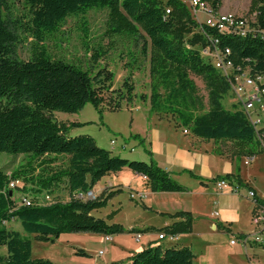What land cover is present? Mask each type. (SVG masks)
<instances>
[{"label":"trees","instance_id":"1","mask_svg":"<svg viewBox=\"0 0 264 264\" xmlns=\"http://www.w3.org/2000/svg\"><path fill=\"white\" fill-rule=\"evenodd\" d=\"M200 1L209 3L215 10L222 5L220 0ZM24 3L29 9L26 24L11 16L8 0H0V152L30 154L33 160L42 159L39 167L43 168L40 170L35 163L26 162L11 173L0 170V247L6 248V255L0 254V264H58L45 258H33L32 240L7 228L6 223L13 220L19 221L26 233L49 242L65 233L94 232L112 236L125 232L122 224L109 222L117 210L105 218L93 214L106 207L121 188L106 189L94 199L78 197L79 193L93 191L111 172L129 169L145 177V186L152 192L189 191L154 160L146 145L144 151L149 161L130 160L98 146L91 135L71 136L72 130L83 123L54 117L56 111L77 113L87 103L100 114L105 110L118 111L124 101L131 103L136 96L130 76L125 77L121 88L115 89V73L107 67L92 75L79 65L49 53L43 44L46 36L58 32L69 16L84 15L91 9H106L110 37L125 35L136 39L142 32L146 34L150 50L145 45L143 52L149 56L151 113L171 114L185 129L205 140L232 142V155L237 162L263 152L245 112L239 105H234L233 109L224 106L229 84L195 47L206 45L207 41L197 31L199 24L184 0H24ZM254 11L258 13L259 23L264 25V0H251L249 12ZM25 27L35 38L33 56L28 60L17 55L19 30ZM188 34L191 36L187 37ZM217 36L222 47L231 49L230 58L236 67L245 66L246 60H251L249 64L254 71L264 70L263 39ZM106 53L100 45L93 49L92 59L97 62ZM134 61L135 58L130 64ZM191 73L207 83L210 105L207 112L199 114L197 111V86L190 78ZM140 97L147 99L145 95ZM260 133H264V126ZM59 155L69 156L65 168L44 167ZM185 172L194 179L204 180L190 170ZM219 180L247 186L241 179L238 164L234 173L218 175L210 181ZM17 181L23 182L24 187L29 186L26 190L32 195L28 197L31 204L23 203L22 197L15 198L18 186L10 184ZM62 185L70 193L69 200L53 196ZM42 195H51V201L40 202ZM168 216L180 220L161 229L166 236L192 232L194 218L190 212L179 211ZM150 230L131 229L130 232L143 234ZM78 253L87 255L82 249ZM195 257L190 246L176 248L151 243L128 259L129 264H194Z\"/></svg>","mask_w":264,"mask_h":264},{"label":"rangeland","instance_id":"2","mask_svg":"<svg viewBox=\"0 0 264 264\" xmlns=\"http://www.w3.org/2000/svg\"><path fill=\"white\" fill-rule=\"evenodd\" d=\"M11 16L14 19L28 20L29 9L24 0H8ZM187 4L191 16L199 23L206 20V15L198 13L195 15L189 0H184ZM222 13H233L240 16H246L249 12L251 0H220ZM108 31V10L91 9L84 15L69 16L63 23L60 30L54 34L47 35L44 45L49 53L55 58H62L66 61L75 63L92 75L102 67H107L115 73L113 88H121L125 77L130 76V83L134 85L136 96L131 103L124 101L122 109L118 111L105 110L102 114L91 104L87 103L83 109L77 113H65L56 111L54 117L61 121H76L83 125L77 127L71 132V136L88 134L95 138L97 145L110 150L114 155H118L130 160L147 161L149 155L144 151V145L148 146L150 141L158 144L169 145H233L232 142H212L195 136L188 129H185L176 118L171 114L151 113L149 97L151 94L149 56L144 51L147 45L150 50V41L145 33L142 36L131 38L125 35L110 37ZM188 34L187 37H190ZM35 38L32 37L26 27L19 30V42L17 43V55L20 59L28 60L33 56ZM102 45L107 53L99 60L92 59L93 49ZM202 49L201 44L195 46ZM135 58V61L132 60ZM126 67H128L126 69ZM190 78L197 86L199 104L198 113L207 112L210 109L208 103L209 89L206 81L193 73ZM145 95L144 101L140 96ZM223 104L227 109H233L238 106L237 98L229 91L226 93ZM256 106L259 103L256 102ZM144 139V142H141ZM114 141V143H112ZM193 142V143H192ZM141 154H144L142 157ZM54 157V156H51ZM69 156H56L55 161L46 169L58 170L65 168L68 164ZM41 160H33L30 154H11L0 152V170L11 173L21 164L33 162L39 167ZM36 161V162H35ZM242 174L252 180H256L257 187L261 193L264 192V152L257 154L249 165L245 164L244 159ZM123 171V170H122ZM111 172L105 175L96 185V191L93 192L100 196L107 189L108 191L121 188V191L115 193L109 200L108 205L102 209L95 210L94 215L106 217L113 211H118L111 219L110 223L122 224L125 232L110 236L94 232H77L62 234L54 242L40 241L34 234H28L24 231L21 223L17 220L6 223L8 229L17 230L24 237L32 240L33 258H45L58 264H129V255L137 248L140 242L136 241L134 233H131V227L136 230H145L151 227L144 225L163 224L164 215L157 214L144 207V203L131 197V192H136V188L130 191L119 182L131 181V176L124 172ZM132 172V171H131ZM241 172V170H240ZM118 173H120L118 175ZM133 173V172H132ZM122 175V176H121ZM124 175V176H123ZM212 180V179H211ZM138 185V183H134ZM114 185L115 187H112ZM15 189V198L32 197L26 189L23 182L17 184ZM140 186V185H139ZM239 194V193H238ZM42 195L40 202L48 203L51 200ZM51 196V195H50ZM61 200L71 198L66 186L62 185L59 190L53 194ZM214 197L210 194H203L194 197L193 213L195 214V228L189 234L190 237L183 238L180 241L171 243L167 239L157 240L162 246L182 247L190 246L196 254L194 264H264V243L251 240L246 245L239 241L240 237L228 232H222L217 229H210L209 223L205 222V216L214 209ZM192 201V200H191ZM159 203H165L164 200H158ZM241 208V221L237 227L241 230H250L248 214V201L240 196L237 199ZM250 204V203H249ZM194 218V217H193ZM158 228V227H157ZM154 228L146 233V237L140 241H146L155 237L159 230ZM232 239H237V244L230 243ZM256 248L261 257L255 260L253 255L247 259L246 247ZM84 250L87 255H80L79 250ZM103 251V254H99ZM264 251V250H263ZM251 252V251H250ZM252 253V252H251ZM0 254L6 255V248L0 247ZM257 256V255H256Z\"/></svg>","mask_w":264,"mask_h":264},{"label":"crops","instance_id":"3","mask_svg":"<svg viewBox=\"0 0 264 264\" xmlns=\"http://www.w3.org/2000/svg\"><path fill=\"white\" fill-rule=\"evenodd\" d=\"M150 144L151 145H149V149L153 153L154 160L162 168L169 171L172 177L175 178L178 182L188 187L189 191L152 192L145 186V177L132 173L129 169H124L122 172H124V174H127L128 176H131V181H121L118 183V185H122L124 188H127L130 191L133 190V187L136 188V192H131V194L136 195L135 199L144 203L147 209L156 212L157 214L165 216V219H163V224L157 226L146 224L143 226V228L151 227L152 229H154L158 227L157 229L159 230V234L160 232H162L161 229L163 227L170 226L174 222L180 220V218H171L170 216H168L169 214H174L179 211H186L190 212L194 217L192 228L193 232L196 221L195 214L193 213V211H195L193 209L195 202L193 201L194 197L203 194H210L214 197L213 204L215 206L213 211H211L210 214L206 215L204 219L206 223H209L210 229L214 231H217L218 229L222 232L235 234V236L237 237H239V235L241 234H251L254 231L253 225L251 224L254 203L251 201V199L247 197V191L249 189H254L258 193H261V190L259 187H257L256 180L248 179L242 174V166L244 165L243 161L240 160L237 162L235 160V157L232 155L231 145H165L160 143L158 144L157 142L153 143V141H150ZM141 155L142 157L145 156L144 154ZM255 158L256 156L253 158V160ZM237 164L239 165L241 170V179L244 183L247 184V186L240 187L239 194L232 192L229 188L223 191H219L217 189L216 182L210 180L214 179L218 175L234 173ZM185 170H190L196 175L201 176L204 179L203 182L201 180L192 178L187 172H185ZM119 174L120 173H118V175ZM135 182L138 183V185L134 184ZM232 184L237 185V183L235 182H232ZM112 187L115 186L112 185ZM94 190L96 191L95 187L93 191ZM240 196L245 198L250 203H248L249 223L252 226L250 230H241L237 227V225L241 221V208L239 206V202H237V199ZM158 200H164L165 203H159ZM214 212L218 213L217 216L213 215ZM217 224H220L221 228H218ZM131 229H135V227H131ZM158 234L155 237L146 241L136 240L137 242H140V244L137 248L133 250V253H131L129 256L143 248H146L151 243L159 244L160 242H157V240H159ZM189 234H180L176 237H166L165 239H167V241H170L171 243H174L176 241L182 240L185 237H190ZM145 237L146 236L142 234L141 239ZM248 248L249 249H247L246 247V255L248 262V257L251 255L255 257V260H259L261 255L260 253L258 254V250L252 247ZM259 250L264 252V248H260Z\"/></svg>","mask_w":264,"mask_h":264},{"label":"built area","instance_id":"4","mask_svg":"<svg viewBox=\"0 0 264 264\" xmlns=\"http://www.w3.org/2000/svg\"><path fill=\"white\" fill-rule=\"evenodd\" d=\"M195 15L203 13L206 15V20L199 23L198 32L203 35L207 41L206 45H202L200 49L202 57L212 63L224 76L229 84L230 92L237 98L239 107L245 112L250 124L257 132V137L260 142V149L264 152V133H260V129L264 126V70L254 71L250 66L251 60H246L245 66L234 65L230 56L232 54L229 47H222L220 38L217 34H223L236 37H259L264 40V25L258 21V13L248 12L246 16H240L233 13H222L220 8L215 10L209 3L200 0H189ZM170 12V10H167ZM256 102L259 106H256ZM114 143V141H112ZM253 157H245V164L252 163ZM19 181L12 182L11 187H15ZM217 189L223 191L231 189L234 193H240V187L233 185L228 180H219L216 182ZM78 197L84 200L96 198L93 191L88 193H79ZM132 198L135 195L131 194ZM247 197L254 203V210L251 217V224L254 231L251 234H246L238 239L246 245L251 240L264 243V192L258 193L254 189L247 191ZM50 200L52 197L47 195ZM25 204H31L30 198L22 197ZM217 212L213 215L217 216ZM137 241L142 238V233H134ZM165 233L162 231L158 234L160 240L165 239ZM237 239H232L231 244H236ZM246 247V246H245ZM99 254H103L100 251Z\"/></svg>","mask_w":264,"mask_h":264},{"label":"water","instance_id":"5","mask_svg":"<svg viewBox=\"0 0 264 264\" xmlns=\"http://www.w3.org/2000/svg\"><path fill=\"white\" fill-rule=\"evenodd\" d=\"M12 193V192H11Z\"/></svg>","mask_w":264,"mask_h":264}]
</instances>
